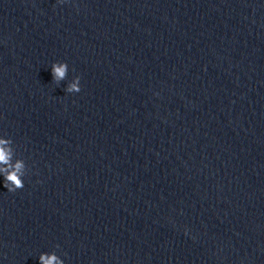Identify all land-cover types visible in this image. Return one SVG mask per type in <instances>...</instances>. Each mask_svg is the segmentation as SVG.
Listing matches in <instances>:
<instances>
[{
    "label": "clouds",
    "instance_id": "1",
    "mask_svg": "<svg viewBox=\"0 0 264 264\" xmlns=\"http://www.w3.org/2000/svg\"><path fill=\"white\" fill-rule=\"evenodd\" d=\"M51 74L53 81L60 84L67 78L68 64L66 62H54L51 65ZM80 76H76L73 80L67 84L64 89L67 93H79ZM13 141L10 138H0V175L4 178V187L8 192H16L24 187V179L28 169L23 160H16L12 163V157L14 149L12 147ZM57 247H59L57 245ZM39 264H64V260L61 259L55 252L41 253L39 256Z\"/></svg>",
    "mask_w": 264,
    "mask_h": 264
}]
</instances>
